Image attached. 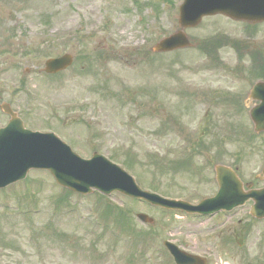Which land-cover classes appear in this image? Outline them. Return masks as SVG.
<instances>
[{
    "label": "rangeland",
    "instance_id": "obj_1",
    "mask_svg": "<svg viewBox=\"0 0 264 264\" xmlns=\"http://www.w3.org/2000/svg\"><path fill=\"white\" fill-rule=\"evenodd\" d=\"M180 2L0 0V41L73 56L69 68L47 78V56L0 55V101L19 111L25 126L53 131L84 158L112 155L141 188L161 195L191 202L207 196L216 162L238 166L250 180L264 164V131L253 132L243 103L258 80L250 74L261 62L253 52L264 60V22L248 27L220 14L205 17L185 30L193 46L153 52L178 29ZM5 121L0 112V125ZM191 152L193 170H175ZM96 193H64L45 171L0 190V264H171L163 240L196 252L199 232L209 228L180 212ZM108 204L127 208L129 220ZM257 229L264 232V223Z\"/></svg>",
    "mask_w": 264,
    "mask_h": 264
},
{
    "label": "water",
    "instance_id": "obj_2",
    "mask_svg": "<svg viewBox=\"0 0 264 264\" xmlns=\"http://www.w3.org/2000/svg\"><path fill=\"white\" fill-rule=\"evenodd\" d=\"M222 12L230 17L249 21L264 20V0H184L179 7L180 30L158 41L153 50L170 51L189 45L183 28L198 23L201 16ZM71 59L68 55L50 59L45 63L46 72H55L66 67ZM249 100H260L249 110L255 132L264 130V83H256L250 93ZM1 109L10 115L6 126L0 128V188L22 180L31 169L47 170L62 187L81 194H89L96 189L104 194L113 191L138 198L152 205L166 209L184 210L188 213L211 212L227 205L222 203L224 197L218 195L192 205L185 201L163 198L158 194L142 190L134 179L118 165L94 152L90 159H83L53 133H40L25 129L16 113L8 104H1ZM217 180L221 191L233 193L230 208L247 199L241 191V182L235 174L223 165L215 166ZM264 175V168L261 172ZM231 175L229 183L222 181ZM256 199L254 213L264 216V190L251 195ZM228 199H225V203ZM227 202V203H228ZM228 208V207H227ZM144 221L150 219L143 214L138 215ZM178 264H194L195 257L165 243Z\"/></svg>",
    "mask_w": 264,
    "mask_h": 264
},
{
    "label": "flooded vegetation",
    "instance_id": "obj_3",
    "mask_svg": "<svg viewBox=\"0 0 264 264\" xmlns=\"http://www.w3.org/2000/svg\"><path fill=\"white\" fill-rule=\"evenodd\" d=\"M251 181L245 180L244 190L264 188V180L254 174ZM215 189L207 196H212ZM205 197V196H204ZM202 197L199 198L202 199ZM252 200L229 211H218L213 214L197 215L201 223L209 222L208 231L199 232V248L196 255L201 257L202 264H264V232L253 230V226L264 223V218L251 215ZM212 231L213 235L209 236ZM254 238L257 247L252 250L248 240ZM239 256H238V255Z\"/></svg>",
    "mask_w": 264,
    "mask_h": 264
},
{
    "label": "trees",
    "instance_id": "obj_4",
    "mask_svg": "<svg viewBox=\"0 0 264 264\" xmlns=\"http://www.w3.org/2000/svg\"><path fill=\"white\" fill-rule=\"evenodd\" d=\"M62 199H63V196L61 197ZM108 208H109V210H110V206H108ZM119 215H121L122 216V214L120 213ZM122 218V217H121Z\"/></svg>",
    "mask_w": 264,
    "mask_h": 264
}]
</instances>
